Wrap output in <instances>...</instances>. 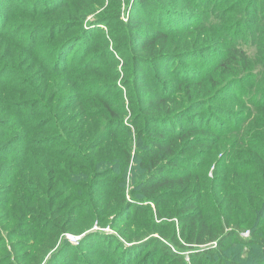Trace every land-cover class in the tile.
<instances>
[{
    "label": "trees",
    "instance_id": "obj_1",
    "mask_svg": "<svg viewBox=\"0 0 264 264\" xmlns=\"http://www.w3.org/2000/svg\"><path fill=\"white\" fill-rule=\"evenodd\" d=\"M0 264H264V0H0Z\"/></svg>",
    "mask_w": 264,
    "mask_h": 264
},
{
    "label": "rangeland",
    "instance_id": "obj_2",
    "mask_svg": "<svg viewBox=\"0 0 264 264\" xmlns=\"http://www.w3.org/2000/svg\"><path fill=\"white\" fill-rule=\"evenodd\" d=\"M42 46H43V44L42 43H39L36 47L39 48V47H42ZM240 46L246 52V54L248 55V57H250L251 59L254 58V54H255V48H254V46H252L250 44H247V43H241ZM255 70H258V67H256ZM203 158L204 157H202V159ZM131 169H132V166H131ZM212 173H214L213 166H210L209 169H208V176H211ZM132 176H133V173H132ZM114 183H115V181L112 182V184H114ZM124 187L126 188V197H128L127 192L132 187L131 171H127V179L125 180ZM86 212H87V210L84 212V214H82V216L79 217L80 221L73 228V232L72 233H66V234H64V238L67 241H69L70 243H74L75 240H77V239L80 240L82 238V236L84 235V233L85 234H88V233L96 232V231H101V232L111 233L113 235H117L116 231L114 229H112L109 225L98 226L96 220H92V222L90 220H88V219L86 221L82 220V219H84L86 217ZM82 232H84V233H82ZM78 233H80V234H78ZM247 234H248V231L246 229H243V231L241 232V236L244 237V236H247ZM68 237H71V238L69 239ZM97 239H99V238H95L94 240L96 242H98ZM115 250H116V246L115 245H112L111 246V251H109L108 253L110 254V253L114 252ZM160 251H161V249L158 250V252H160ZM184 253H186V251ZM101 259H106V258L102 256Z\"/></svg>",
    "mask_w": 264,
    "mask_h": 264
},
{
    "label": "built area",
    "instance_id": "obj_3",
    "mask_svg": "<svg viewBox=\"0 0 264 264\" xmlns=\"http://www.w3.org/2000/svg\"><path fill=\"white\" fill-rule=\"evenodd\" d=\"M68 238L70 239L71 237H68ZM77 240H78V239H77ZM77 240H75V241L73 240V241H74V243H76V241H77ZM71 241H72V240H71Z\"/></svg>",
    "mask_w": 264,
    "mask_h": 264
},
{
    "label": "bare ground",
    "instance_id": "obj_4",
    "mask_svg": "<svg viewBox=\"0 0 264 264\" xmlns=\"http://www.w3.org/2000/svg\"><path fill=\"white\" fill-rule=\"evenodd\" d=\"M77 243V242H76Z\"/></svg>",
    "mask_w": 264,
    "mask_h": 264
}]
</instances>
